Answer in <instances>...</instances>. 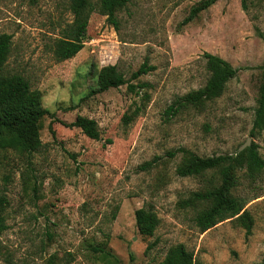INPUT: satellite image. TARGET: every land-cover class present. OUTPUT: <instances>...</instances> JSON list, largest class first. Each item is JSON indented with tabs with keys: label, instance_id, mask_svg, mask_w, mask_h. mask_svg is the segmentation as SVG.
Instances as JSON below:
<instances>
[{
	"label": "rangeland",
	"instance_id": "1",
	"mask_svg": "<svg viewBox=\"0 0 264 264\" xmlns=\"http://www.w3.org/2000/svg\"><path fill=\"white\" fill-rule=\"evenodd\" d=\"M95 3L97 0H89ZM199 0H129L114 30L91 13L83 47L55 62L52 41L71 21L68 0H0V34L10 36L4 74H19L40 93L50 115L38 124L40 147L31 155L0 158L2 213L0 264H157L182 244L195 264L264 262V168L250 180L239 173L234 196L249 200V234L226 220L199 234L194 209L180 202L210 180L178 177L174 168L186 149L196 156L233 154L256 146L264 160V132L249 136L257 86L264 66V0H217L182 25ZM202 53L236 70L218 98L197 109L165 111L206 79ZM144 61L152 70L129 80ZM115 65L125 85L87 96L97 70ZM139 112L127 124L123 114ZM76 116L96 123L98 140L67 125ZM248 139V142H246ZM154 161L152 167H139ZM150 208L157 224L151 237L137 234L133 212ZM131 257V261H129Z\"/></svg>",
	"mask_w": 264,
	"mask_h": 264
},
{
	"label": "trees",
	"instance_id": "2",
	"mask_svg": "<svg viewBox=\"0 0 264 264\" xmlns=\"http://www.w3.org/2000/svg\"><path fill=\"white\" fill-rule=\"evenodd\" d=\"M217 0H199L182 20L185 25L195 18L200 12L208 9ZM129 0H97L91 3L89 0H68V11L71 21L60 33V36L52 41L51 57L59 63L72 58L83 47V34L91 13H97L105 18V22L117 30V13L121 11ZM240 8L246 13L245 0H240ZM10 49V36L0 34V158L11 152L16 156H29L36 152L41 143L38 135L39 121L50 115L40 104V93L29 87L28 82L19 74H4L3 67ZM206 79L203 85L176 98L167 107L165 113L173 114L181 109H197L205 102L212 101L223 93L227 82L235 77L236 70L221 58L202 53ZM152 67L144 61L129 75V80H136L140 76L151 71ZM260 81L257 86L255 107L249 136L264 132V66L260 67ZM125 85L128 93L136 94L138 89L146 87L145 84H130L117 70L115 65H106L96 71L94 76V89L88 91L87 96L102 93L110 88H118ZM139 112L136 107L131 114H123L121 120L127 124L132 117ZM76 128L82 135L90 140H98L99 133L96 123L85 117L76 116L67 125ZM179 154V161L174 168L176 176L203 177L210 173V180L205 187L191 193L180 202L181 208L194 209L192 219L193 226L199 234L214 227L223 221H230L234 225L244 229L249 234L252 220L250 214L244 209L249 200L233 195L238 185L239 173L250 180L264 168V160L257 153L256 146L236 151L233 154L213 155L199 157L192 152L178 148L166 152V157L171 159ZM154 161L142 164L141 171L152 167ZM4 188H0V232L5 230L3 211L7 205ZM134 225L137 234L141 237H151L157 224V219L150 208H138L133 212ZM102 259L110 263L120 264L112 258L103 247L98 250ZM131 261V257H129ZM157 264H195L193 254L185 249L182 244L169 247ZM255 264H264L259 262Z\"/></svg>",
	"mask_w": 264,
	"mask_h": 264
},
{
	"label": "water",
	"instance_id": "3",
	"mask_svg": "<svg viewBox=\"0 0 264 264\" xmlns=\"http://www.w3.org/2000/svg\"><path fill=\"white\" fill-rule=\"evenodd\" d=\"M246 142H248V139H247ZM246 145H247V143H243V144L237 149V151H241Z\"/></svg>",
	"mask_w": 264,
	"mask_h": 264
}]
</instances>
